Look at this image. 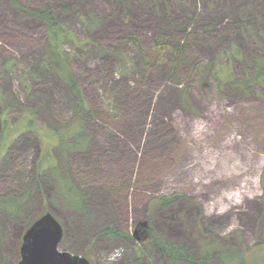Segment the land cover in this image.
Wrapping results in <instances>:
<instances>
[{
    "label": "rangeland",
    "instance_id": "1",
    "mask_svg": "<svg viewBox=\"0 0 264 264\" xmlns=\"http://www.w3.org/2000/svg\"><path fill=\"white\" fill-rule=\"evenodd\" d=\"M18 1L66 27L87 110L47 58V24L0 0V202H19L16 216L0 209V264L19 263L45 213L63 227L59 249L91 264L117 248L112 264H194L158 238L195 257L217 248L207 264H264V0ZM157 38L181 41L184 58L162 56Z\"/></svg>",
    "mask_w": 264,
    "mask_h": 264
},
{
    "label": "trees",
    "instance_id": "2",
    "mask_svg": "<svg viewBox=\"0 0 264 264\" xmlns=\"http://www.w3.org/2000/svg\"><path fill=\"white\" fill-rule=\"evenodd\" d=\"M13 6L20 12L35 17L44 21L48 27L49 42L46 49L47 58L50 62H58L61 65V70L58 73L61 75L63 80L73 89L75 94L79 98V109L87 110V102L84 99L81 89L76 83L73 75L69 72V54L64 47L65 40L69 37V33L66 27L54 16L51 9H32L30 7L23 6L18 0H12ZM155 48L165 56L167 53L174 54V59L172 62L176 63L178 60H182L185 55V45L181 41H176L175 45L169 44L165 39L157 38L154 40ZM165 54V55H164ZM166 59V58H165ZM65 71V72H64ZM175 78H177L176 71L174 72ZM174 77V76H173ZM178 79H175L177 81ZM30 122H33L30 120ZM4 125H8V119L4 120ZM87 141L80 134V138L69 145V149H81ZM58 169V168H56ZM64 173V172H63ZM62 172H57V181L59 186V191L63 194L65 200L69 203L72 208L78 210H85L87 206L88 198L86 195L82 194L81 191L75 186L73 180L68 174ZM169 198H163L157 200V204L161 206L167 205ZM19 208V202L13 199H6V201L0 202V209L8 211L13 216H16V210ZM107 235L119 236L122 238H127L125 232L117 227H109L105 232ZM157 245L160 246V250L165 256L176 261H185L194 264H207V261L214 257L215 249H206L200 257H195L192 253L188 252V249L184 245L174 244L171 242H166L161 238H158ZM228 254L226 255L225 261L227 264H247L241 256ZM243 260V261H242Z\"/></svg>",
    "mask_w": 264,
    "mask_h": 264
},
{
    "label": "water",
    "instance_id": "3",
    "mask_svg": "<svg viewBox=\"0 0 264 264\" xmlns=\"http://www.w3.org/2000/svg\"><path fill=\"white\" fill-rule=\"evenodd\" d=\"M64 231L59 220L45 213L29 227L20 248L18 264H91L86 257L61 251Z\"/></svg>",
    "mask_w": 264,
    "mask_h": 264
},
{
    "label": "clouds",
    "instance_id": "4",
    "mask_svg": "<svg viewBox=\"0 0 264 264\" xmlns=\"http://www.w3.org/2000/svg\"><path fill=\"white\" fill-rule=\"evenodd\" d=\"M123 249L117 248L114 250L108 257L109 264H112V262L117 261L121 254H122Z\"/></svg>",
    "mask_w": 264,
    "mask_h": 264
}]
</instances>
